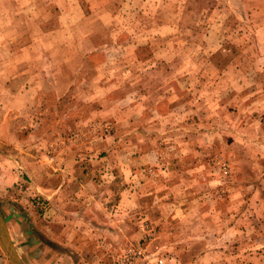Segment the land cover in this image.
<instances>
[{
  "label": "rangeland",
  "instance_id": "374dc122",
  "mask_svg": "<svg viewBox=\"0 0 264 264\" xmlns=\"http://www.w3.org/2000/svg\"><path fill=\"white\" fill-rule=\"evenodd\" d=\"M0 219L21 264H264V0H0Z\"/></svg>",
  "mask_w": 264,
  "mask_h": 264
},
{
  "label": "water",
  "instance_id": "95a60500",
  "mask_svg": "<svg viewBox=\"0 0 264 264\" xmlns=\"http://www.w3.org/2000/svg\"><path fill=\"white\" fill-rule=\"evenodd\" d=\"M0 245L6 254L10 264H21V262L16 258L9 239L7 237L4 224L0 219Z\"/></svg>",
  "mask_w": 264,
  "mask_h": 264
}]
</instances>
